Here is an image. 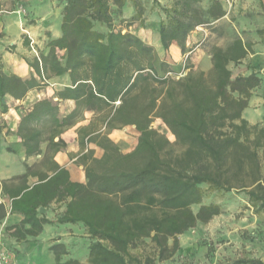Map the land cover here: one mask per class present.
Returning a JSON list of instances; mask_svg holds the SVG:
<instances>
[{"label": "trees", "instance_id": "obj_1", "mask_svg": "<svg viewBox=\"0 0 264 264\" xmlns=\"http://www.w3.org/2000/svg\"><path fill=\"white\" fill-rule=\"evenodd\" d=\"M202 1L205 7L200 6ZM124 4L125 0H58L61 35L51 38L48 33L47 52L27 61L36 75L21 78L0 71V98L23 97L40 86L46 73L69 75L70 84L56 92L59 98L74 100L68 116L59 119L57 105L44 99L20 121L18 133L26 155L41 152L42 131L32 126L51 127L45 152L49 165L38 174L39 182L11 200L10 210L23 214L21 225H29L28 234L38 233L46 223L82 226L91 238L90 264H140L129 248L143 237H150L164 258L168 238H173V251L178 234L220 212L215 203H201L203 185L213 192L243 191L253 212L264 214V141L257 124L242 116L260 77L254 71L232 77L229 68L246 56L247 45L235 39L225 48L213 47L211 67L206 70L195 68L187 57L184 73L177 77L166 60L157 58L152 45L115 28L114 16L127 26L138 20L134 15L123 17ZM162 10L164 17L157 27L160 42L167 50L175 41L183 54L196 26L225 13L221 0H172ZM84 111L92 118L78 130L83 133L79 145L93 143L102 153L95 156L94 149L87 148L77 157L84 170L81 182L70 179L68 170L53 161L65 143L60 138L53 141L52 135ZM155 119L167 126L173 141L152 126ZM128 125L138 135L133 148L123 152L108 133ZM53 200L64 202L63 211L55 219L39 216L37 208ZM192 204H200L196 213ZM5 212L0 203V219ZM15 231L21 234L20 229ZM50 249L55 264H81L72 256L60 260L57 251L68 252L64 243ZM221 264L264 261L240 257Z\"/></svg>", "mask_w": 264, "mask_h": 264}, {"label": "crops", "instance_id": "obj_2", "mask_svg": "<svg viewBox=\"0 0 264 264\" xmlns=\"http://www.w3.org/2000/svg\"><path fill=\"white\" fill-rule=\"evenodd\" d=\"M4 1H6L5 8L2 6ZM33 1L31 5L36 6L30 11L34 10L37 15L38 5L45 1ZM221 1L225 11L223 16L208 24L196 26V29L191 33L193 37L197 38V51H200L203 61H207L206 69L211 67L213 47L225 48L235 39H241L243 44L247 45L248 52L238 65L244 69L242 73L244 75L251 71L258 72L260 83L252 90L248 105L242 111V116L251 124L262 125L264 124V0H237L232 7L229 5L228 8L225 7L223 0ZM0 2H2L0 4V71L5 74L13 73L21 78L36 75L27 61L37 58L40 51L47 52L45 44L48 41V33L51 38L60 37L61 7L53 5L58 12L55 19L51 15H46L39 19L35 17V21L29 23L26 15L28 5H25L26 1L0 0ZM8 4L9 7H7ZM6 8L8 10H5ZM53 22H55L54 27H52ZM158 23L159 21L151 24V30L156 32L154 36L151 35L152 32L145 33V38L148 41L153 40L152 44H148L155 48L159 59L166 60L169 65L170 63L175 64V62L180 63L178 58L185 54L181 52L175 41L170 44L167 50L163 48L157 30ZM140 38L144 40L142 37ZM211 38L215 41L208 46ZM187 44L188 39L186 46ZM159 45L162 52L159 51ZM181 67V72L177 74L184 73V62ZM39 82L40 86L28 90L21 98L13 97L10 94H5L0 98V203L6 211L0 219V244L7 255V264H55V253L50 249L51 244L55 242L67 244L69 237L63 232L76 225L46 223L38 233L28 234L25 230L29 228V225H21L23 214L10 210L11 200L39 182L38 174L49 165L48 162H45V152L49 151L48 139L51 127L48 123L32 126L33 129L38 128L42 131L39 143L41 152L26 155L22 138L18 133L22 117L33 108L36 102L44 99L57 105L59 119L68 116L75 107L73 99L59 98L56 94L57 91L70 84L68 73L63 75L46 73L44 81L39 80ZM91 118L92 113L84 111L82 116L73 118L69 123L59 128V132L52 135L53 141L60 138L65 143V146L58 150L52 159L59 166L68 170L72 180L81 182L85 180L83 171L76 172L75 170L76 166L82 167L77 164L76 159L83 151L92 148L95 156H100L102 153V150L93 143L82 147L78 142L79 135L83 136V133L78 132L79 128L87 125ZM116 130H111L108 136L123 152L130 151L135 144L130 148L122 147L121 143L114 138ZM51 173L52 171L47 172L48 175ZM53 202L55 201H51L48 205ZM48 205L39 206L37 208L38 215L52 219V212ZM62 211L63 208L60 209V213ZM16 228L20 229V235L15 234Z\"/></svg>", "mask_w": 264, "mask_h": 264}, {"label": "rangeland", "instance_id": "obj_3", "mask_svg": "<svg viewBox=\"0 0 264 264\" xmlns=\"http://www.w3.org/2000/svg\"><path fill=\"white\" fill-rule=\"evenodd\" d=\"M26 1V15L29 23L35 21L36 18L51 15L55 19L57 10L55 6L58 5V0H44L41 5L37 7V15L35 11H30L35 6L31 3L33 0ZM54 1V2H52ZM237 0H223L226 8L233 6ZM4 1L2 6L6 7ZM54 3V4H53ZM172 0H125L123 17L130 18L132 15L138 18L137 22L130 26L120 22L121 17L114 16V26L116 29L122 31H130L144 39L146 43H153V40L148 41L145 38V33L155 35V30H151V24L164 17L162 7H169ZM206 1L200 3L201 7L206 6ZM9 7V4L7 5ZM52 8V9H51ZM5 10H8L7 8ZM61 10V8H60ZM30 12H32L30 14ZM53 22L52 27H54ZM103 29V28H102ZM155 29V26H154ZM196 29V28H195ZM26 33V32H25ZM214 39L209 40V45L214 43ZM197 38L190 33L188 37L187 52L184 56L178 58L179 62L171 64L173 69L172 75L181 72L182 63H186V58L195 68L207 67V61H203L200 51L196 47ZM225 40L223 41V43ZM32 44L35 45L34 42ZM159 51L162 52L159 45ZM157 54V52H156ZM157 58H159L157 54ZM192 61V62H191ZM199 61V62H198ZM241 63V62H240ZM229 64L232 71V77L242 74L244 69L240 65ZM152 126L160 133L168 137L170 141L174 140L167 126L160 120L155 119ZM257 130L262 134L261 142L264 141V124H257ZM138 132L131 125L121 127L114 131V138L117 139L122 147L130 148L136 143ZM255 135V132L250 134V137ZM259 155L263 159V148H259ZM76 172L84 173L83 167H75ZM204 193L201 199L202 204L215 203L219 206L220 212L214 215L206 222L197 221V223L185 230L183 233L177 235L178 246L175 250L172 249L173 238L166 240V249L164 251V258L159 257V248L150 237H143L135 241L129 248L130 254L139 260L140 264H221L226 261L240 258V257H256L264 261V214H255L253 209L248 206L245 193L232 189L230 192H213L209 191L206 185L202 187ZM51 209V218L55 219L60 213V209L64 208V202L55 201L48 205ZM200 204H192L191 209L196 213ZM57 211V212H56ZM67 253H59L60 260L64 261L72 256L77 258L81 264H90L88 261L87 245L91 238L86 230L79 224L74 225L66 230ZM55 242L52 245L56 244ZM135 264V263H132Z\"/></svg>", "mask_w": 264, "mask_h": 264}, {"label": "built area", "instance_id": "obj_4", "mask_svg": "<svg viewBox=\"0 0 264 264\" xmlns=\"http://www.w3.org/2000/svg\"><path fill=\"white\" fill-rule=\"evenodd\" d=\"M57 52H59L58 49H57ZM167 74H171V73H167ZM179 75L181 74H178L176 76L178 77ZM0 264H7V255L5 251L3 250V248L1 247V244H0Z\"/></svg>", "mask_w": 264, "mask_h": 264}]
</instances>
